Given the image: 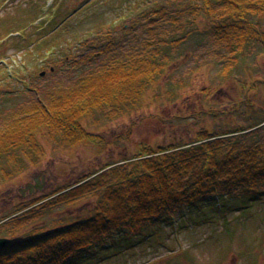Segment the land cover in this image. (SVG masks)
<instances>
[{
	"label": "rangeland",
	"instance_id": "374dc122",
	"mask_svg": "<svg viewBox=\"0 0 264 264\" xmlns=\"http://www.w3.org/2000/svg\"><path fill=\"white\" fill-rule=\"evenodd\" d=\"M187 6V0H0V131L10 120L102 73L113 57L125 61L130 52L160 40L169 47L191 22H203L194 20ZM255 26L264 35V13L257 15ZM14 31L20 34L9 35ZM105 32L117 39L107 54L98 37ZM169 52L175 66L146 93L143 111L123 116L103 111L84 120L87 131L103 139L102 148L56 144L38 135L45 155L23 173L0 178V240L11 225L1 221L9 212L129 158L140 143L178 146L197 141L203 131L219 136L241 129L247 133L236 137L241 145H264V125L252 128L264 120L263 44L253 43L241 54L209 33L188 38ZM235 55L239 63L231 67L229 58ZM226 68L230 76L222 73ZM243 83L249 88L245 97L238 90ZM36 184L40 192L22 194ZM238 195L240 190L229 197L231 206H238ZM91 208L85 198L44 217L26 219L18 213L24 222L14 238L83 219ZM218 212L187 219L192 225L185 228L177 221V230L163 223L131 228L83 252L77 264H264V205L258 203L250 213L232 210L226 218Z\"/></svg>",
	"mask_w": 264,
	"mask_h": 264
},
{
	"label": "trees",
	"instance_id": "16d2710c",
	"mask_svg": "<svg viewBox=\"0 0 264 264\" xmlns=\"http://www.w3.org/2000/svg\"><path fill=\"white\" fill-rule=\"evenodd\" d=\"M187 2L185 10L194 20L198 17L203 22H191L169 47H165L167 41L160 40L130 52L125 61L113 57L102 73L89 77L54 102L10 120L0 131V178L23 173L45 155L39 134L56 144L84 142L102 148L103 139L87 131L84 120L103 111L121 116L143 111L146 93L175 66L170 49L188 38L210 33L232 52L241 54L253 43L264 46V35L255 26L257 15L264 13V0ZM157 12L159 8L153 10ZM121 30L129 33L125 26ZM16 33L20 34L14 31L9 35ZM98 37L105 54L114 51L117 39L110 32L99 33ZM229 61V66H238L236 55ZM222 73L231 75L227 68ZM238 88L243 97L247 96L248 86L243 83ZM262 125L264 120L252 128ZM234 133L211 136L203 131L197 141L178 146L140 143L129 158L106 164L44 197L32 198L2 217V222L7 220L11 225L1 237L8 244L0 248V264H77L83 252L131 228L162 223L173 228L177 221L185 228L192 225L187 221L196 215L209 216L217 210L223 218L232 210L250 213L258 203L259 207L264 205V145L243 146L236 137L246 131L237 129ZM229 137L235 138L228 141ZM237 190L239 204L231 206L228 199ZM85 198L92 204L85 218L14 238L24 222L21 218L44 217L57 207H71ZM18 213L24 216H16Z\"/></svg>",
	"mask_w": 264,
	"mask_h": 264
},
{
	"label": "water",
	"instance_id": "95a60500",
	"mask_svg": "<svg viewBox=\"0 0 264 264\" xmlns=\"http://www.w3.org/2000/svg\"><path fill=\"white\" fill-rule=\"evenodd\" d=\"M42 190V187H39L36 185H27L25 187V190H23L22 194L24 195L25 192L27 191V193L29 194H33L34 192H40ZM8 244V241L7 240H0V248L7 245Z\"/></svg>",
	"mask_w": 264,
	"mask_h": 264
},
{
	"label": "flooded vegetation",
	"instance_id": "af4514ba",
	"mask_svg": "<svg viewBox=\"0 0 264 264\" xmlns=\"http://www.w3.org/2000/svg\"><path fill=\"white\" fill-rule=\"evenodd\" d=\"M34 183H36V181L34 180Z\"/></svg>",
	"mask_w": 264,
	"mask_h": 264
}]
</instances>
